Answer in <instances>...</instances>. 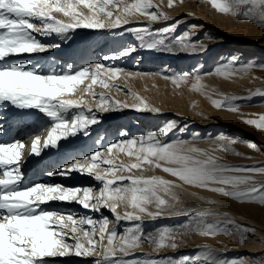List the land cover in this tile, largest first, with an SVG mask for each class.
<instances>
[{"label": "snow or ice", "instance_id": "6c2138e0", "mask_svg": "<svg viewBox=\"0 0 264 264\" xmlns=\"http://www.w3.org/2000/svg\"><path fill=\"white\" fill-rule=\"evenodd\" d=\"M183 0H167L172 8ZM219 14L231 15L264 27V0H204ZM191 16V13L187 14ZM172 23H167L168 21ZM183 21L169 16L154 0H0V110L14 109L21 114L36 113L27 140L12 137L0 139V264H50L55 258H92L93 264H196L189 257L147 256L137 259L136 250L144 243L159 253L165 248L177 249V237L198 234L216 237L239 235L245 244L247 233L255 229L236 223L228 213L210 207L178 206L181 193L192 187L221 194L239 203L264 206V164L233 165L223 161L218 152L245 157L235 145L243 143L223 134L209 137L208 148L199 139H170V134L184 132L177 121L170 120L155 130L114 140L103 150L54 166L48 176L87 175L99 183L68 187L62 184L25 183L23 170L28 157L43 159L49 150L71 144L80 135L88 137L101 115L112 111L134 110L138 113L161 114V109L116 81L150 75L132 72L107 61H117L138 51L136 46H122L99 62L79 68H63L33 63L31 57L60 48L59 43H45L38 37L56 36L68 41L80 29L131 33L139 49L169 55L199 54L208 50L203 41L195 40L198 25L177 34ZM156 24L165 26L155 28ZM138 25V26H130ZM119 30V31H118ZM29 57L24 59V57ZM264 70V64L238 63L232 56L216 65L213 71L160 72L174 86L191 83V90L206 96L218 110L239 112L241 101L264 97V88L249 89L248 95L225 94L210 87V77L232 80ZM106 91L97 92L96 88ZM112 90L131 95V102L111 95ZM84 93V95H80ZM90 99H86L85 97ZM214 96L218 98H213ZM25 117L21 116L23 120ZM264 130V114L244 121ZM0 120V137L9 134L11 125ZM121 136H127L121 132ZM247 146L262 151L254 142ZM114 150H116L114 152ZM119 154L128 158L118 160ZM161 170L174 179L146 175ZM51 202L77 203L85 210L109 216H76L43 205ZM214 201H207L213 205ZM124 208L123 214L118 209ZM185 216L187 222L163 226L154 233L144 230L145 217ZM126 226L120 230L121 224ZM232 225L233 229L222 226ZM111 225V226H110ZM198 256L208 264H249L243 258L216 259L215 249L199 245Z\"/></svg>", "mask_w": 264, "mask_h": 264}, {"label": "rangeland", "instance_id": "374dc122", "mask_svg": "<svg viewBox=\"0 0 264 264\" xmlns=\"http://www.w3.org/2000/svg\"><path fill=\"white\" fill-rule=\"evenodd\" d=\"M154 3L159 4L160 9L169 16L183 21L177 29V34L183 32L191 25H198L195 30L197 36L194 39L203 41L208 45V50L194 55H169L139 49V41L131 33H125L121 36L112 32L105 33L84 29L77 30L72 35V38L66 42L61 41L56 36H53V38L47 37L46 39L38 37L45 43H59L61 45L60 48L51 52L34 56L40 59H45L59 51L70 54L78 48L85 50L88 47L90 53L87 58L85 57L81 63L76 61V64L73 65L74 68H79L86 63L99 62L104 55H110L118 51L122 46H136L138 51L133 55L117 61L109 60L107 63L115 64L132 72L149 73L150 75L135 77L131 80H125L122 76L116 83L125 85L126 89H131L133 94L144 97L149 103L161 109V114L138 113L134 110H120L100 114L102 122L93 127L90 136L84 137L80 135L76 137L77 139L73 138L71 144L65 143L66 146L72 149L73 154L71 157L80 158L95 150H103L104 147L114 140L155 130L165 122L175 120L181 127H185L186 130L170 134V139H192L197 137L199 146L202 148L209 147L206 143L209 137L214 138L220 134L236 138L239 141L249 138L254 139L262 151L253 150L246 146L244 142L235 145L237 151L244 153L245 157L250 158L223 152H218L217 154L228 164H264V130H257L254 126H249L244 122L246 119L256 118L258 115L264 114V97L257 96L250 101H241L242 106L239 112L218 110L206 96L191 90V83L176 87L170 81L164 80L162 76L151 75L160 72H210L214 70L217 64L227 62L232 56L237 58L238 63L264 64V27L252 22L241 21L231 15L219 14L204 0H183L182 3H178L172 8L167 7V0H154ZM188 13L192 15L188 16ZM172 22L170 20L167 23ZM163 26L165 25L156 24L154 27L160 28ZM99 44L107 45L108 48L95 52L94 47ZM254 51H259L260 54L257 57H253L252 53ZM25 58L29 57L25 56ZM170 61H176L179 67L166 69L165 66ZM205 82L219 92L246 96L249 89L254 91L258 87L264 88V70L256 68L250 74L243 77L238 76L232 80L210 77ZM96 91L104 92L106 90L97 87ZM80 95H84V93H80ZM111 95L121 101L131 102L132 100V96L125 95L124 92L112 90ZM85 98L90 99L87 96ZM213 98L218 97L214 96ZM140 117L145 119L142 123H137ZM121 132H126L127 136H121ZM65 150L62 149V151ZM118 160L127 162L128 158L123 154H119ZM72 175L63 176L66 180L65 185L72 187L88 185L99 187V183L94 179H92L93 182L87 185L79 184V182L73 180ZM146 175H158L166 179H174L158 169L148 172ZM39 182L43 183L42 181ZM210 200L215 203L208 205L207 201ZM178 206L210 207L214 211L228 213L237 224L255 229V231L247 233L246 243L241 244L239 235L235 233L233 226L225 222L222 226L233 229L234 234L232 236L220 234L216 237L205 238L198 234H184L177 237L180 244L177 249L165 248L160 250L158 254L154 251L153 246L144 243L141 248L136 250L135 258L144 259L147 255L155 258L171 257L173 260H181L184 257H189L196 264H208L203 257L197 255L198 246L207 244L216 250L214 254L216 259L243 258L249 264H264V206L239 203L221 194L192 187H186L184 192L181 193V204ZM105 210L107 209L101 211V215L111 218V214H106L107 211ZM118 211L123 214L125 209L120 208ZM187 219L185 216H173L171 218H157L155 221H151L145 217L143 227L146 233H154L163 226H175L187 222ZM125 226L126 224L122 222L121 231Z\"/></svg>", "mask_w": 264, "mask_h": 264}, {"label": "bare ground", "instance_id": "6f19581e", "mask_svg": "<svg viewBox=\"0 0 264 264\" xmlns=\"http://www.w3.org/2000/svg\"><path fill=\"white\" fill-rule=\"evenodd\" d=\"M44 38L46 39L47 37H44ZM94 48H95V52H97L101 50H106L108 47L107 45L99 44L95 46ZM89 53H90L89 48L87 47L85 50H81L79 48L76 50H73L70 54H66L63 51H59L55 53L54 55L48 56L45 59H40L37 57H31V59L33 60V63H39L45 68H47L48 66H58L60 68H63L66 64L75 65L76 61L77 63H81L85 59V57L87 58ZM259 54H260L259 51H254L252 53L253 57H257ZM24 59L26 58L24 57ZM168 63L169 64L165 66L166 69L168 68L176 69V67H179V64L176 61H170ZM21 116H24L25 118L22 120ZM35 118H36V113L34 112L30 114H21L14 109L0 110V120L7 121L6 127L8 125H11L9 134L6 136L0 137V139L9 140L12 137H15L17 139L23 138L27 140L29 130L34 123ZM144 119H145L144 117L138 118L137 123L139 122L142 123ZM243 142L246 146L248 142H254L255 144H257L256 140L250 139V138L244 139ZM63 143H64L63 148L59 150H49L48 155L43 157V159L37 158V157H28L26 159L23 170L26 173V177L28 176L30 177L26 178L25 183H35V182L42 181L45 184L65 185L66 180L63 178V176H59V175L48 176L46 175V172H44L46 170L49 171L53 169L54 166L66 163L72 156L73 154L72 149L66 146L65 144V143L68 144V142L64 141ZM62 149H66V150L62 151ZM72 174H73L72 175L73 180H75L76 182H79V184L87 185L88 183L93 182L92 178H89L87 176H83L78 173H72ZM68 187H72V186H68ZM43 207L47 209L61 210L64 213H72L76 216H82L85 214L94 215L97 218H99L100 216H105L103 214L101 215L102 212L100 213L89 212L88 210H85L81 205L74 203V202L72 203L51 202V203L43 205ZM105 211H107L106 214H111L108 209ZM50 264H93V259L92 258H78V257L55 258L50 261Z\"/></svg>", "mask_w": 264, "mask_h": 264}]
</instances>
